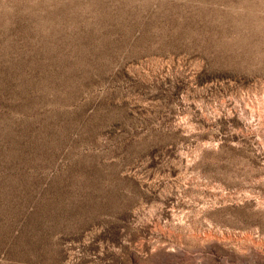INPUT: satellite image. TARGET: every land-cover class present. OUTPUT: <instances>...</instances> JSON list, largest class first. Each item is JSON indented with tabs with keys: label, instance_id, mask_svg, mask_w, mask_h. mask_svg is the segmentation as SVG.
Listing matches in <instances>:
<instances>
[{
	"label": "rangeland",
	"instance_id": "obj_1",
	"mask_svg": "<svg viewBox=\"0 0 264 264\" xmlns=\"http://www.w3.org/2000/svg\"><path fill=\"white\" fill-rule=\"evenodd\" d=\"M0 264H264V0H0Z\"/></svg>",
	"mask_w": 264,
	"mask_h": 264
}]
</instances>
